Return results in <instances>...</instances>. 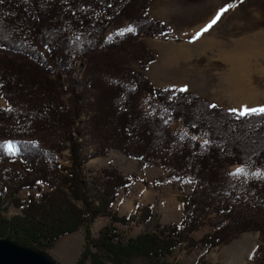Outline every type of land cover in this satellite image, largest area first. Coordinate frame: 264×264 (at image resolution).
Here are the masks:
<instances>
[{
	"label": "trees",
	"instance_id": "obj_1",
	"mask_svg": "<svg viewBox=\"0 0 264 264\" xmlns=\"http://www.w3.org/2000/svg\"><path fill=\"white\" fill-rule=\"evenodd\" d=\"M150 4L0 2V95L7 102L0 105V145L26 140L16 156L0 147V237L45 251L85 226L96 252L87 246L77 264L88 258L93 264L104 258L111 264H178L164 259L182 245L213 249L254 231L260 243L247 264H264V177L253 175L264 171V114L238 117L194 92L154 87L143 71L120 62L117 49L134 45L135 57L147 68L154 56L144 42L133 41L172 35L171 27L148 14ZM127 20L135 31L105 40L110 27ZM85 59L89 63L77 81L78 63ZM143 96L156 99L159 107L146 112ZM82 116L84 125L79 124ZM172 123H181L183 130L173 131ZM50 132H59L63 141L46 148L38 140ZM86 139L96 147L90 156L83 151ZM67 148L71 165L63 166L58 154ZM110 151L165 168L167 176L154 184L194 182L183 198L180 223H161L152 204L138 206L129 216L114 210L119 191L129 192L138 176L105 167L95 174L91 170L90 182L84 171L90 158ZM236 165L244 166L247 176L232 175L229 168ZM40 183L50 189L28 200L19 197L23 188H40ZM11 205L21 211L8 215ZM99 216L110 217L111 223L94 239L90 224ZM116 222L153 223L154 229L124 241ZM206 224L214 230L201 239L192 236Z\"/></svg>",
	"mask_w": 264,
	"mask_h": 264
},
{
	"label": "rangeland",
	"instance_id": "obj_2",
	"mask_svg": "<svg viewBox=\"0 0 264 264\" xmlns=\"http://www.w3.org/2000/svg\"><path fill=\"white\" fill-rule=\"evenodd\" d=\"M227 4H232L234 6L229 8V10L223 14L224 16H227V19L220 23V30L222 33H224L223 36L229 39L228 44L231 43V46L233 47L236 42H240L236 40L238 36L241 37L238 39L247 40L256 34L259 35L260 33L264 32V0H242V2L241 0H151L148 14L152 18L163 22L169 27L173 26L175 29H179L181 25H194L195 21H200L206 16L216 14L219 9L225 7ZM129 27L135 31L131 21L127 20L114 24L109 28L105 40L120 36L124 32H127L124 30ZM172 37H174V31L172 35L139 36L136 41H133V44H136V42L139 40L144 42L155 59L158 57V51L154 49V46L164 44L166 39H172ZM103 50L106 51L107 49L105 48ZM135 53L136 47H134V45H123L117 49V58L120 62L127 64L139 71H143L146 75V69L154 60L149 63L147 68H143L140 61H138L135 57ZM88 63L89 62L86 59L78 63V67L75 72L77 81L82 78L83 70L88 65ZM198 63L201 67H203L205 64L207 66L208 58L204 56ZM213 66L214 69L209 70L207 74H210L214 77H216L218 73H224L225 68H227L226 65L220 63L218 64V61H216ZM254 71V83L258 85L260 84L259 87L262 92L258 101L245 102L244 106L249 108L264 106L263 55L259 57L258 62H255ZM105 75L107 78L114 77V75L109 72H106ZM197 80L200 82L202 79L200 78ZM207 80L210 83L211 88H216L215 84L221 82L217 77L214 80H211V78ZM212 81H214V84L211 83ZM152 85L154 86V84ZM199 86L206 88L204 85ZM68 96L69 94L66 95V97ZM221 97L223 99H227L226 96ZM141 101L146 112H151L152 110H155V108L159 107V104L153 97L143 96ZM242 104L237 105L235 101L226 100V102H222L217 106L226 109L228 107L241 109L240 107ZM0 105H7L6 100L2 98L1 95ZM253 105L255 106L252 107ZM85 119L86 117L82 116V118L79 119V124L82 125ZM171 128L173 131L183 130L181 123H172ZM36 139L38 140L39 138L37 137ZM21 141L26 140H21L20 138L18 140L10 139L6 141L12 142L15 146L16 151L11 155L16 156L20 154ZM62 141L63 137L59 132H50L38 140V142L42 143L46 148H52L56 144H61ZM86 141L87 142H85L83 151L86 156H90V154L96 148L95 143L89 141L88 139H86ZM29 142H31V140ZM69 157L70 152L68 148L63 150L62 153L58 154V158L63 166L71 165ZM105 167L116 168L125 176H130L132 174H136L138 176V178L134 180V184L130 187L129 192H125L124 190L119 191L116 202L114 203V210H116L120 215L129 216L137 211L138 206L142 207L147 204H152L154 211L158 214L157 219L161 223H180L182 219L183 198L186 194H189L194 187V182L190 178H185L182 181L168 180L165 183L154 184L153 182L158 177L167 176L168 171L165 168L156 165H144L138 159L127 157L116 151H110L106 156H97L89 159L86 166L84 167L86 175H89L88 180L91 182L92 175L95 174L96 171L99 172ZM238 167L239 166L237 165L230 167L229 172L233 173ZM91 170H94L93 174L90 173ZM20 172V170H15V174L19 175ZM145 181H149L151 184L146 185ZM49 189L50 187L46 183H40V188H23L19 192V197L23 200H28L31 194L40 196L43 191ZM20 211V208L11 205L7 214L13 215L19 213ZM110 223V217L99 216L96 218L90 224L92 238L97 239L100 235V231ZM114 226L119 228L124 241H127L131 237H136L140 233L154 229L153 223L144 224L141 222H131L128 225L116 222L114 223ZM212 230H214V227L210 224H206L202 229L194 232L192 236L196 239H201L206 233H209ZM260 238L259 232L249 231L243 233L231 243L213 249L203 246L197 248H188L187 246L182 245L176 249L172 256H169L164 260L178 264H195L199 263L202 259H205L213 264H247L251 260L256 246L260 243ZM87 246L90 251L96 252V247L93 245L92 241H87L86 239V227L84 226L77 232L63 236L54 247L45 251L62 264H77ZM84 264H93L91 258H88ZM102 264H111V262L107 258H104Z\"/></svg>",
	"mask_w": 264,
	"mask_h": 264
},
{
	"label": "crops",
	"instance_id": "obj_3",
	"mask_svg": "<svg viewBox=\"0 0 264 264\" xmlns=\"http://www.w3.org/2000/svg\"><path fill=\"white\" fill-rule=\"evenodd\" d=\"M215 16L216 14L206 16L200 21H195L194 25H181L179 29L171 26L174 37L166 39L164 44L154 46V49L158 51V57L150 63L146 69V75L156 87L183 88L186 86V91L195 92L215 105L226 100L235 101L237 105L243 103L242 106L248 101L256 102L262 91L260 84L254 83V64L258 62L261 55L264 56V32L247 40L238 39L241 38L238 36L236 40L240 42H236L232 47L231 43L228 44L229 39L223 36L224 33L220 30V23L227 19V16L222 15L211 29L193 41L196 33L200 32ZM204 56L208 58V63L207 66L205 64L201 67L198 62ZM216 61L218 64L226 65L227 68L224 73L216 75L221 82L215 84L216 88H211L207 79L214 80L216 77L207 72L214 69L213 65ZM200 78L202 80L198 82L197 79ZM211 83L214 84V81ZM221 96H226L227 99Z\"/></svg>",
	"mask_w": 264,
	"mask_h": 264
},
{
	"label": "water",
	"instance_id": "obj_4",
	"mask_svg": "<svg viewBox=\"0 0 264 264\" xmlns=\"http://www.w3.org/2000/svg\"><path fill=\"white\" fill-rule=\"evenodd\" d=\"M0 264H62L46 251L0 237Z\"/></svg>",
	"mask_w": 264,
	"mask_h": 264
},
{
	"label": "snow or ice",
	"instance_id": "obj_5",
	"mask_svg": "<svg viewBox=\"0 0 264 264\" xmlns=\"http://www.w3.org/2000/svg\"><path fill=\"white\" fill-rule=\"evenodd\" d=\"M0 2H2V0H0ZM242 2V0H241ZM234 5L232 4H227L225 5V7L219 9V11L216 13V16L204 27L201 29L200 32L196 33V35L193 37V41H195L197 38H199L204 32H207L209 29H211L213 27V25H215L221 18V16L227 12L229 10V8L233 7ZM124 31H133V29L131 27L125 29ZM180 91H186V86L181 88ZM211 107H216L215 105H211ZM231 112L233 113H237L238 112V117H244V116H248L251 114H264V106H258L255 108H249L247 106H242L241 109H230ZM0 147H4L6 148L7 152L10 154H14L16 149L15 146L12 142H6L4 145H0ZM232 175H245L247 176V171L246 168L244 166L238 167L235 169V171L233 173H231ZM254 176H256L257 178H261L264 177V171H257L255 173H253Z\"/></svg>",
	"mask_w": 264,
	"mask_h": 264
}]
</instances>
